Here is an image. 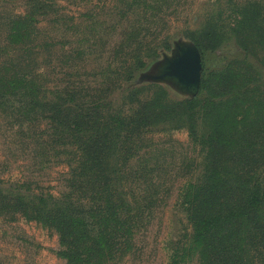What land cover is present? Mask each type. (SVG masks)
<instances>
[{
	"label": "rangeland",
	"instance_id": "obj_1",
	"mask_svg": "<svg viewBox=\"0 0 264 264\" xmlns=\"http://www.w3.org/2000/svg\"><path fill=\"white\" fill-rule=\"evenodd\" d=\"M70 85L59 104L89 124L43 106ZM194 95L218 111L177 105ZM216 158L263 218L264 0H0V264H211L187 202ZM41 195L77 219L71 247L34 216ZM233 224L239 264H264V239Z\"/></svg>",
	"mask_w": 264,
	"mask_h": 264
},
{
	"label": "trees",
	"instance_id": "obj_2",
	"mask_svg": "<svg viewBox=\"0 0 264 264\" xmlns=\"http://www.w3.org/2000/svg\"><path fill=\"white\" fill-rule=\"evenodd\" d=\"M205 37V33H203L194 39V43L202 56L206 50ZM135 61L139 65L142 64L139 58L135 59ZM208 82L209 79L202 78L200 89H204ZM74 89L75 87L70 85L66 90H57L59 100L43 105L52 109L49 115L50 118H56L57 120L61 118L62 124H67L69 128L72 127L73 123L79 126L84 123L89 124L90 121L89 111H75V108L72 109L69 103L61 108L59 103L64 104V101L68 100L70 95H72V91H75ZM212 98L203 99L199 95H194L191 98L178 101L177 105L193 108L198 103L202 104L203 100H205L211 102L214 109L218 111V100L214 97ZM219 115L223 116L220 113ZM143 116H147V113ZM142 120L144 121L145 118ZM92 141L93 139H88L84 148H91ZM220 162L216 158L215 161L212 159L211 164H208L206 178L196 188L193 194L194 197L187 202L188 216L193 223L194 243L200 245L205 253L209 247L214 248L210 257L211 264H239L240 252L237 246V229L233 224V219L236 218V215H242L249 232L264 239V217L262 218L259 215L258 209L255 208V203L250 200H247L244 207L239 209L236 201V186L228 183L227 178L229 176L222 172L223 165ZM234 176H236V172ZM49 198L47 200L41 195L37 201L33 200L35 205L32 206V212H34L33 214L36 218L42 219L44 223L54 225L60 233L61 241L71 247L69 243H74L71 237L78 230L77 219L69 214V207H62L57 204L61 198L52 195H49ZM65 200L67 201L66 198ZM21 203L24 204L26 202L22 201ZM71 258H74V256H70Z\"/></svg>",
	"mask_w": 264,
	"mask_h": 264
},
{
	"label": "water",
	"instance_id": "obj_3",
	"mask_svg": "<svg viewBox=\"0 0 264 264\" xmlns=\"http://www.w3.org/2000/svg\"><path fill=\"white\" fill-rule=\"evenodd\" d=\"M182 61L188 65L189 69L187 71L186 77H184L182 84L186 88H190L193 85H196L199 81L200 75V59L199 52L197 50H182ZM192 57H194V63L192 67Z\"/></svg>",
	"mask_w": 264,
	"mask_h": 264
}]
</instances>
